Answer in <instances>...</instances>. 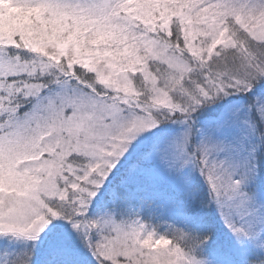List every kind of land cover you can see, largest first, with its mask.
I'll use <instances>...</instances> for the list:
<instances>
[{"label":"snow or ice","instance_id":"1","mask_svg":"<svg viewBox=\"0 0 264 264\" xmlns=\"http://www.w3.org/2000/svg\"><path fill=\"white\" fill-rule=\"evenodd\" d=\"M0 264H264V0H0Z\"/></svg>","mask_w":264,"mask_h":264}]
</instances>
